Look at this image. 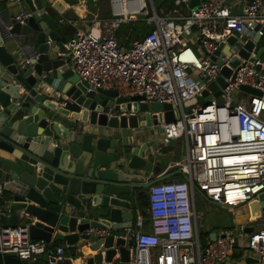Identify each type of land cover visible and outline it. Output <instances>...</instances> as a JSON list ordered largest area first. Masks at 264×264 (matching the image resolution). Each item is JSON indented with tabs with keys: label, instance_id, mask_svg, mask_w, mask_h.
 <instances>
[{
	"label": "built area",
	"instance_id": "1",
	"mask_svg": "<svg viewBox=\"0 0 264 264\" xmlns=\"http://www.w3.org/2000/svg\"><path fill=\"white\" fill-rule=\"evenodd\" d=\"M110 1L115 18L107 34L93 29L79 31L64 43L71 67L80 81L116 90L117 97L141 96L143 102L177 106L180 117L159 125L163 130L161 141L164 146L181 141L184 151L180 160L170 162L157 175L162 178L175 169L180 171V178L175 174L151 185L147 213L138 211L133 225L115 235L124 238L131 248L130 264H226L233 252L242 254L240 260L252 256L259 260L254 264H264V212L256 220L238 221L236 217L235 226L215 232L214 240L202 242L200 220L204 213L196 204L200 196L201 201L235 213L264 193V63L259 46L264 32L257 28L264 25V0H239V12L227 0H204L187 14L182 7L191 0H172L173 8L166 15L160 14L150 0L153 14L147 22L155 27L128 47L119 43L113 29L147 14L148 2L137 0L136 5L133 0H125L130 10L125 14L120 11L121 3ZM30 15L23 9L15 18L23 22ZM258 33L260 42L256 41ZM244 35L246 40L242 39ZM232 36L236 37L234 43L229 41ZM248 41L253 43L252 49L247 48ZM244 50L249 52L247 58L242 55ZM33 57L30 51L23 64ZM235 58L241 60L237 66L232 63ZM223 68L231 73L224 76L227 85L216 96L209 87L222 76ZM243 85L262 94L244 91ZM205 90L212 99L187 111L186 106L203 96ZM221 96L224 100L217 101ZM59 104L67 107L74 102L63 99ZM5 208L0 202V212ZM251 226L254 229L247 232ZM111 231L95 227L87 234L106 237ZM49 249L45 240L31 238L29 223L0 225V256L12 255L33 264ZM68 249L80 251L75 245ZM68 249L57 246L51 257L62 259Z\"/></svg>",
	"mask_w": 264,
	"mask_h": 264
},
{
	"label": "water",
	"instance_id": "2",
	"mask_svg": "<svg viewBox=\"0 0 264 264\" xmlns=\"http://www.w3.org/2000/svg\"><path fill=\"white\" fill-rule=\"evenodd\" d=\"M82 1L0 0V202L6 205L0 212V225L29 223L32 239H43L49 246L64 240L69 247L86 241L94 251L84 258L50 257L42 264H130L131 248L124 238L114 234L97 237L87 230L131 227L136 191L180 174L176 170L162 178L147 177L146 173L155 170L147 153L153 143L139 144L133 136H125L127 130L174 122L180 109L168 103L143 102L141 96L117 97L116 90L80 81L62 41L63 20L57 15L65 16L67 7ZM169 1L152 0L156 10ZM203 1L191 0L190 9H197ZM19 2L31 13L23 22L11 14ZM257 28L264 32V25ZM261 39L258 33L256 41ZM229 41L234 43L236 37ZM21 42L29 44L21 46ZM246 46L252 49L253 43L248 41ZM30 51L34 57L23 64ZM242 55L247 58L249 52L244 50ZM260 60L264 63V52ZM240 61L235 58L232 63L237 66ZM230 73L223 68L222 76L210 84L216 96L227 85L224 76ZM241 89L262 94L246 85ZM203 96L206 102L213 97L208 90ZM63 99L73 101L74 107L60 105ZM117 112L123 113L118 116ZM150 112L158 116L151 117ZM262 212L264 193L237 208L236 217L238 221L256 220ZM210 237L214 240L216 233ZM258 261L247 256L226 264ZM0 264L29 263L5 255L0 256Z\"/></svg>",
	"mask_w": 264,
	"mask_h": 264
},
{
	"label": "crops",
	"instance_id": "3",
	"mask_svg": "<svg viewBox=\"0 0 264 264\" xmlns=\"http://www.w3.org/2000/svg\"><path fill=\"white\" fill-rule=\"evenodd\" d=\"M95 0H92V2ZM90 0H83L82 4L79 6H76L74 8H68L66 10L65 16L57 15V18L63 20V24L60 27V33L62 36V41L65 43L69 41L71 38H73L77 32L79 31H89V30H95L101 35L107 34L108 29L112 26V20L115 18L112 10H111V16H101L98 12H93L89 3ZM172 3V4H171ZM239 0L233 1L232 4L234 5V10L239 12L240 11V4ZM173 8V2L171 0L170 3L167 5H163L161 7V11L159 12L162 15L168 14V12ZM25 9L24 4L22 2H19L15 4L13 8H11V14L12 16H16L21 10ZM189 4L184 5L182 7V12L184 14H187L190 11ZM143 15V14H142ZM139 17H134L131 21L138 20L139 18H144L141 15H138ZM99 22V24H97ZM130 22V21H129ZM128 22L121 23L118 27L113 29L114 36H116L117 30L123 25L127 24ZM264 39V38H263ZM22 45H27L29 43H19ZM131 44V43H130ZM129 44V45H130ZM125 136L128 139L129 137L133 136V138L139 143L142 144L144 142L153 143L148 150L149 159L150 161L155 164L154 166V172L153 173H146V176H151L153 179H157V175L164 170H166L168 164L170 162H175L177 160H180L182 155H179L176 146L178 145V142H176L175 146L169 145L164 146L162 144V136H163V130L161 127H146V128H140L138 130H127L125 132ZM159 148V151H158ZM157 150V151H155ZM168 174L176 172L175 169H172L168 171ZM176 178H180L175 175ZM148 194V188H142L138 189L135 193V197L133 199V204H136L139 200V197L141 194ZM149 205V203H148ZM134 211V208H133ZM147 213V212H146ZM112 234H121L122 229L113 230L111 229ZM57 246H65L68 249V245L66 242L60 241L57 243H54L50 246L49 252L47 254H44L40 257L37 263L33 264H42L46 259H49L56 251ZM75 247L80 249L78 253H75L74 249H68L66 251L65 257H76L77 255L81 258L89 257L92 254H94V251L91 250L90 245L86 241H80L78 244L75 245ZM80 261V260H78ZM230 262H237V259L230 258Z\"/></svg>",
	"mask_w": 264,
	"mask_h": 264
},
{
	"label": "rangeland",
	"instance_id": "4",
	"mask_svg": "<svg viewBox=\"0 0 264 264\" xmlns=\"http://www.w3.org/2000/svg\"><path fill=\"white\" fill-rule=\"evenodd\" d=\"M90 1L91 2L89 3V5L94 13L98 12L99 14H101V16H106V17L111 16V1L110 0H95L93 2L92 0ZM147 2H148V13L141 15L144 18L149 14H153V9L151 7L150 0H147ZM170 2L171 1L167 2L164 5H167ZM158 11L160 12L161 8H158ZM119 33H120V36L126 37L127 35L124 32H119ZM263 52H264V39L261 42L260 53H263ZM223 100L224 98L222 96L217 98V101L219 102ZM204 101H205V97L198 96L186 106L187 111L191 110V108L196 106L197 104L203 103ZM176 148H177L179 155H183L184 151L182 150L181 141L178 142V145L176 146ZM185 152H186V149H185ZM196 204H197L198 211L204 213L203 219L200 220V224H201L200 232H201L202 242H205V235H204L205 232L212 233V232L221 231L226 228L235 226L237 222L236 221V211L235 213H232L230 209H228L227 207H223V206L217 207L216 205H214L213 203L207 200L201 201L200 196L197 197ZM256 223L257 222H254L253 224H256Z\"/></svg>",
	"mask_w": 264,
	"mask_h": 264
},
{
	"label": "trees",
	"instance_id": "5",
	"mask_svg": "<svg viewBox=\"0 0 264 264\" xmlns=\"http://www.w3.org/2000/svg\"><path fill=\"white\" fill-rule=\"evenodd\" d=\"M152 14L147 15L145 18H139L138 20L130 21L127 24H123L119 30L116 32V39L119 41V43L122 46L128 47L130 43H132L135 40H142L145 38V36L148 35L153 29L154 24L148 23L147 20L149 17H151ZM119 32L126 33V37L120 36ZM74 107V105H70ZM149 203V195L144 193L141 194L139 197V200L136 204H134V213L135 215L138 213V211H141L143 214H146L147 208ZM210 232H205V242L207 240H211ZM133 245V244H131ZM231 258L237 259L238 261L242 258V254L240 252H233L231 254ZM46 259L45 261H47Z\"/></svg>",
	"mask_w": 264,
	"mask_h": 264
},
{
	"label": "bare ground",
	"instance_id": "6",
	"mask_svg": "<svg viewBox=\"0 0 264 264\" xmlns=\"http://www.w3.org/2000/svg\"><path fill=\"white\" fill-rule=\"evenodd\" d=\"M117 2L121 3L123 6L122 8L120 9L121 13H125V14H129L130 10H128V7L124 4L125 0H116ZM134 2L137 1V0H133ZM136 5L138 2H135ZM133 8H136L137 10V6H134Z\"/></svg>",
	"mask_w": 264,
	"mask_h": 264
}]
</instances>
